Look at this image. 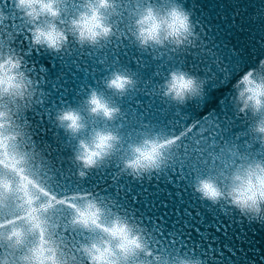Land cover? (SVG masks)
Listing matches in <instances>:
<instances>
[{
  "label": "snow or ice",
  "instance_id": "6c2138e0",
  "mask_svg": "<svg viewBox=\"0 0 264 264\" xmlns=\"http://www.w3.org/2000/svg\"><path fill=\"white\" fill-rule=\"evenodd\" d=\"M253 24L264 0H0V264H264Z\"/></svg>",
  "mask_w": 264,
  "mask_h": 264
},
{
  "label": "water",
  "instance_id": "95a60500",
  "mask_svg": "<svg viewBox=\"0 0 264 264\" xmlns=\"http://www.w3.org/2000/svg\"><path fill=\"white\" fill-rule=\"evenodd\" d=\"M249 7H255V5H248ZM215 7V5H213ZM227 13L231 15V10L227 8V6L221 7V13L224 14ZM251 14V13H249ZM248 31L251 32V35H248ZM258 36H264V29H261L258 24H253L250 26V28L244 33L242 37L236 36L234 34L233 38L235 42L240 44V52L243 53L245 60L249 62H254L257 58L264 56V41L258 39ZM226 41L221 40V43H225ZM245 47L248 49L245 51ZM230 49L231 45H229L228 49H221L219 56H220V63H213L211 60H207L204 64L199 65V70L201 73V77L204 79H217L219 78V75L222 71V69L227 68L229 71L232 70L231 67V61L229 60L228 62L224 61L225 56H230ZM133 52L130 50L129 52V58L132 56ZM85 63L87 61H84ZM79 75V74H77ZM78 83V81H70L69 86H72L73 84ZM231 93H218L217 94V99L221 100L220 107H227L229 103V96ZM144 100L145 103L148 101L146 98H141ZM195 103V102H194Z\"/></svg>",
  "mask_w": 264,
  "mask_h": 264
},
{
  "label": "clouds",
  "instance_id": "9594fccd",
  "mask_svg": "<svg viewBox=\"0 0 264 264\" xmlns=\"http://www.w3.org/2000/svg\"><path fill=\"white\" fill-rule=\"evenodd\" d=\"M23 2V0H21ZM149 36V39H155V33H145ZM201 79H204L203 77H200ZM186 103H194V100H188ZM235 183V188L232 189V194L233 196L237 199L240 200L242 197L246 196L249 194V181L241 175L240 177H237L234 179Z\"/></svg>",
  "mask_w": 264,
  "mask_h": 264
}]
</instances>
